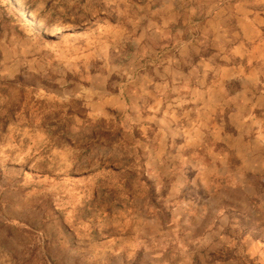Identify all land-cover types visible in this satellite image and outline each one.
Here are the masks:
<instances>
[{"label":"rangeland","instance_id":"rangeland-1","mask_svg":"<svg viewBox=\"0 0 264 264\" xmlns=\"http://www.w3.org/2000/svg\"><path fill=\"white\" fill-rule=\"evenodd\" d=\"M178 209L188 264H264V0H0V264H119Z\"/></svg>","mask_w":264,"mask_h":264},{"label":"crops","instance_id":"crops-1","mask_svg":"<svg viewBox=\"0 0 264 264\" xmlns=\"http://www.w3.org/2000/svg\"><path fill=\"white\" fill-rule=\"evenodd\" d=\"M178 211L180 209L174 213L170 211L171 220L162 227V231L152 232L149 240H142L133 248L126 249L122 246L117 248L113 253L121 257L119 264L125 262L127 253L130 252L133 256L130 255L128 259L138 264H188L187 262L191 261L192 256L199 255L200 251L197 246L200 245L199 238L201 236L194 235L193 231L184 228L188 222L184 221V218L178 217L176 214ZM70 250L67 254L78 253L77 250ZM68 259L71 262L72 260L76 261L75 257L70 256ZM142 259L144 260L140 261Z\"/></svg>","mask_w":264,"mask_h":264}]
</instances>
